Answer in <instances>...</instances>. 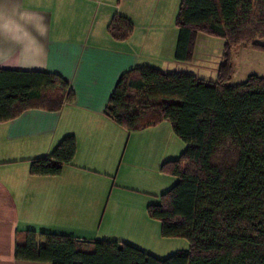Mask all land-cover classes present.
<instances>
[{
  "label": "trees",
  "instance_id": "16d2710c",
  "mask_svg": "<svg viewBox=\"0 0 264 264\" xmlns=\"http://www.w3.org/2000/svg\"><path fill=\"white\" fill-rule=\"evenodd\" d=\"M176 22V60L192 62L200 35L225 42L216 82L189 73L165 74L151 67L119 80L105 115L128 133L168 122L187 145L162 172L177 179L149 217L164 238H182L190 249L165 260L115 241H82L28 233L18 259L49 264H264V77L231 85L232 51L252 42L264 46V0H181ZM109 32L125 41L133 24L115 16ZM67 85L46 73L0 70V123L30 110L60 111ZM76 154L75 137L65 138L47 158L31 161L33 176H58Z\"/></svg>",
  "mask_w": 264,
  "mask_h": 264
},
{
  "label": "crops",
  "instance_id": "0c3cea01",
  "mask_svg": "<svg viewBox=\"0 0 264 264\" xmlns=\"http://www.w3.org/2000/svg\"><path fill=\"white\" fill-rule=\"evenodd\" d=\"M117 15L134 26L125 41L109 32ZM146 18L143 0H0V70L52 75L66 83L68 94L58 112L30 110L0 123V264H49L16 257L29 232L39 245L42 234L97 240L92 225L98 224L108 188L85 194L78 182H109L111 175L100 180L92 171L118 162L126 131L105 110L123 75L151 67L198 76L178 70L187 63L175 57L178 29L166 40L155 33L158 28L145 29ZM161 126L134 133L157 143ZM71 136V164L55 177L31 175L32 160L49 157Z\"/></svg>",
  "mask_w": 264,
  "mask_h": 264
},
{
  "label": "rangeland",
  "instance_id": "374dc122",
  "mask_svg": "<svg viewBox=\"0 0 264 264\" xmlns=\"http://www.w3.org/2000/svg\"><path fill=\"white\" fill-rule=\"evenodd\" d=\"M180 4L181 0H143L147 13L143 26H146L145 29L149 26L153 29L158 28L155 33L162 35L161 38L169 39L171 29H177ZM161 22L164 26H161ZM143 33L145 35L146 31ZM253 42L264 46V38H256ZM195 48L196 54L192 62L179 63L178 70L189 69L191 73L196 72L200 79L216 82L217 71L224 56L225 42L200 35ZM232 58L234 75L231 85L242 84L252 75L264 77V52L253 50L252 42L235 48L232 51ZM160 128V139L152 144L146 142L142 134L129 135L123 132L126 135L117 164L110 167L111 171L109 169L92 171L101 175H96L101 178L100 180H104L105 175H111L109 182L78 183L85 185V194L91 193L89 188L90 190L94 187L108 188L98 224L92 225L95 228V236L98 237L96 241L123 242L157 259L165 260L188 251L190 243L182 238L162 237L161 223L152 220L147 209L150 205L159 204L161 196L177 183L176 178L162 172V167L167 161L179 159L186 151L187 145L175 136L168 122H164ZM64 223L68 226L70 221ZM93 228H89L92 233Z\"/></svg>",
  "mask_w": 264,
  "mask_h": 264
}]
</instances>
